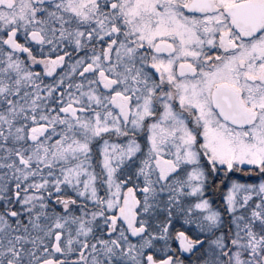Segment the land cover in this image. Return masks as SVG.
Here are the masks:
<instances>
[{"label":"snow or ice","instance_id":"snow-or-ice-1","mask_svg":"<svg viewBox=\"0 0 264 264\" xmlns=\"http://www.w3.org/2000/svg\"><path fill=\"white\" fill-rule=\"evenodd\" d=\"M0 264H264V0H0Z\"/></svg>","mask_w":264,"mask_h":264}]
</instances>
